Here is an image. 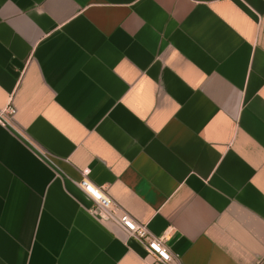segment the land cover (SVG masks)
<instances>
[{"label":"crops","instance_id":"crops-1","mask_svg":"<svg viewBox=\"0 0 264 264\" xmlns=\"http://www.w3.org/2000/svg\"><path fill=\"white\" fill-rule=\"evenodd\" d=\"M8 104L0 264H264V0H0Z\"/></svg>","mask_w":264,"mask_h":264},{"label":"built area","instance_id":"built-area-1","mask_svg":"<svg viewBox=\"0 0 264 264\" xmlns=\"http://www.w3.org/2000/svg\"><path fill=\"white\" fill-rule=\"evenodd\" d=\"M16 112L15 107L6 105L0 109V122L5 123ZM78 185L91 198L89 208L91 214L104 221H113L120 225L131 237L144 245L159 262L171 263L178 259V255L167 244L168 233L155 235L147 224L137 220L124 207L116 202L107 192L104 185H97L89 178V169L83 171V177Z\"/></svg>","mask_w":264,"mask_h":264}]
</instances>
